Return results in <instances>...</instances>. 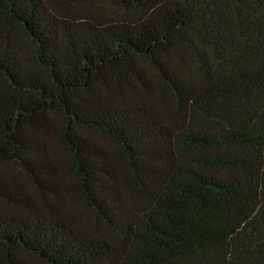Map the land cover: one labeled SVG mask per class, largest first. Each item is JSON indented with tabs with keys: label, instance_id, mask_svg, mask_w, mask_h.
Segmentation results:
<instances>
[{
	"label": "trees",
	"instance_id": "trees-1",
	"mask_svg": "<svg viewBox=\"0 0 264 264\" xmlns=\"http://www.w3.org/2000/svg\"><path fill=\"white\" fill-rule=\"evenodd\" d=\"M0 264H264V0H0Z\"/></svg>",
	"mask_w": 264,
	"mask_h": 264
}]
</instances>
